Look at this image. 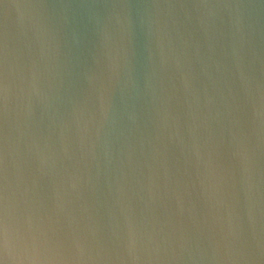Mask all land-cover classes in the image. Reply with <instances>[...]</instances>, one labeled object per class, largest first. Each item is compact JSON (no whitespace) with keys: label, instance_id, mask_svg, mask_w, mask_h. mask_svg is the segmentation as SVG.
<instances>
[{"label":"water","instance_id":"1","mask_svg":"<svg viewBox=\"0 0 264 264\" xmlns=\"http://www.w3.org/2000/svg\"><path fill=\"white\" fill-rule=\"evenodd\" d=\"M0 264H264V0H0Z\"/></svg>","mask_w":264,"mask_h":264}]
</instances>
